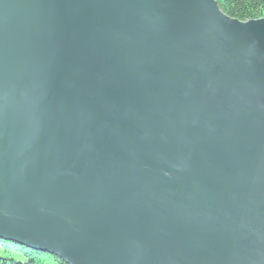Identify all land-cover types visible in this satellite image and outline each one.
<instances>
[{"label":"water","instance_id":"1","mask_svg":"<svg viewBox=\"0 0 264 264\" xmlns=\"http://www.w3.org/2000/svg\"><path fill=\"white\" fill-rule=\"evenodd\" d=\"M0 239L67 264H264V17L0 0Z\"/></svg>","mask_w":264,"mask_h":264},{"label":"trees","instance_id":"2","mask_svg":"<svg viewBox=\"0 0 264 264\" xmlns=\"http://www.w3.org/2000/svg\"><path fill=\"white\" fill-rule=\"evenodd\" d=\"M226 15L240 21L264 17V0H216ZM0 264H67L55 255L0 239Z\"/></svg>","mask_w":264,"mask_h":264}]
</instances>
